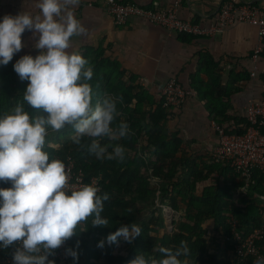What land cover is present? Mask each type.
<instances>
[{
	"label": "trees",
	"instance_id": "16d2710c",
	"mask_svg": "<svg viewBox=\"0 0 264 264\" xmlns=\"http://www.w3.org/2000/svg\"><path fill=\"white\" fill-rule=\"evenodd\" d=\"M77 52L89 61L88 66L93 70V77L88 81L93 89V103L105 96L116 99L117 115L113 127L124 121L129 129L127 136L118 141L107 137L100 140L102 145H122L125 149L123 160L96 159L87 149L73 144L70 137L74 130L71 127L50 132L46 138L44 150L50 158H59L63 162L71 159L74 169L81 170L83 181L95 178L100 193L107 192L110 196L102 212L109 225L89 226L69 239L67 247L76 249L78 258L73 260L71 257L68 264H97L98 260L102 264H129L137 255L159 259V247L174 249L180 246L181 241L187 243L189 255L180 259L187 260L188 264H254L258 258H264V232L256 240L255 254L237 256L228 223L229 218H234L235 229L241 236L257 226L264 228V217L255 206L259 195L264 192V170L252 168L246 189L239 192L238 188L244 181L232 166L226 161L212 160L209 152L205 155L187 154L176 133L166 131L163 126L166 112L160 101L142 108V102H147L145 91L141 87L132 90L133 87L124 84L123 72L118 70L115 60L101 56L96 48L90 46H81ZM198 56L199 66L206 62L213 87L212 91H206L196 86V66L191 88L203 100L208 112L217 114L221 106L208 101L212 97L227 96L229 91L221 89L216 65L209 55L203 53ZM16 61L12 59L7 65L0 64V117L18 102H23L22 94L28 81L21 80L14 71ZM261 78L264 82V75ZM262 98L264 100V92ZM131 99H134L132 106L122 105ZM25 110L35 115L27 105ZM239 122L237 129L228 123L217 124L224 132L239 133L249 123L245 116ZM259 130L264 132V127L259 126ZM49 139L60 145L59 150L48 147ZM83 142L88 141L85 139ZM211 161L214 163H207ZM205 180L209 183H203L200 190L194 192L199 182ZM10 186V183L0 180V188ZM162 205L179 212L178 218H172L167 231L160 230L165 227ZM146 210H149L148 217L143 218ZM209 218L215 233L206 237L201 222ZM132 223L140 227L141 235L127 243L121 253L113 251L114 244L98 247V242L115 232L121 224ZM8 248L10 246L0 247V251H9L6 250Z\"/></svg>",
	"mask_w": 264,
	"mask_h": 264
},
{
	"label": "clouds",
	"instance_id": "9594fccd",
	"mask_svg": "<svg viewBox=\"0 0 264 264\" xmlns=\"http://www.w3.org/2000/svg\"><path fill=\"white\" fill-rule=\"evenodd\" d=\"M79 3L37 0V14L19 12L0 19V64L7 65L22 49L21 37L26 30L37 37L33 47L38 49L35 57L23 55L13 64L19 78L28 83L23 102L0 117V180L11 185L0 188V247L16 245L13 264H54L49 255L78 232L89 226L109 225L102 216L109 194H101L91 183L70 184L71 173L64 162L50 158L44 150L50 132L71 127L73 144L87 149L96 159L123 160L125 155L120 144L100 143L105 137L118 141L128 134L127 122L113 127L117 100L105 96L93 103L88 83L93 70L84 56L70 50L72 38L85 32L72 11ZM25 105L36 114L26 111ZM48 147L59 150L60 145L48 143ZM139 235L137 224H121L106 241L111 245L123 238L131 243ZM104 243L99 241L98 247L103 248ZM157 251L159 259L137 255L129 264H188L180 259L189 255L185 241L177 248L161 246ZM65 254L78 258L74 248L65 249ZM254 264H264V258Z\"/></svg>",
	"mask_w": 264,
	"mask_h": 264
},
{
	"label": "crops",
	"instance_id": "0c3cea01",
	"mask_svg": "<svg viewBox=\"0 0 264 264\" xmlns=\"http://www.w3.org/2000/svg\"><path fill=\"white\" fill-rule=\"evenodd\" d=\"M120 1H133L144 7H162L177 1L176 14L180 18L207 24L215 16L222 0ZM232 1L253 2L264 11V0ZM36 2L0 0V19L5 15L15 16L19 12L35 15L39 11L35 7ZM72 11L85 32L72 38L70 50L77 51L81 46H90L96 48L101 56L115 60L118 70L123 72L124 84L133 87L132 90L141 87L145 91L147 102H142V108L159 102L161 87L170 76H175L181 84L191 88V77L196 66V86L210 91L213 80L208 76L206 62L201 66L197 64L198 54L209 55L216 65L219 84L223 87L221 89L229 91L227 96L212 97L208 101L221 106V110L217 114L208 112L203 100L191 88L192 94L173 109L170 117L163 122L168 132L176 133L180 145L189 155L208 154L217 140L214 123H228L237 129L246 104L263 99L264 82L261 75H264V55L261 54L257 60L255 75L249 76V53L256 42L255 28L251 24L235 23L210 36L189 35L138 16H130L123 23H114L104 8L103 0H80ZM36 38L26 30L21 37L24 46L12 59L18 60L23 55L35 57L38 54V49L33 47ZM133 102L134 99H131L122 105L132 106ZM204 182L209 183L208 180Z\"/></svg>",
	"mask_w": 264,
	"mask_h": 264
},
{
	"label": "built area",
	"instance_id": "2783aa9c",
	"mask_svg": "<svg viewBox=\"0 0 264 264\" xmlns=\"http://www.w3.org/2000/svg\"><path fill=\"white\" fill-rule=\"evenodd\" d=\"M104 8L108 12L114 23H123L130 16L142 17L150 22L163 26L169 30L189 35L210 36L221 32L228 26L235 23H248L254 26L256 42L250 53L249 76H254L257 72V60L264 55V11L253 2L243 1L235 2L232 0H222L215 12V16L207 24L190 21L180 18L176 14V3L167 6L144 7L136 2H123L120 0H103ZM192 94L189 86L181 84L175 76H170L163 83L160 90V104L169 111L176 109L182 102ZM170 113L166 114L168 117ZM244 116L249 122L244 130L239 133L224 132L223 129L214 123L217 130V140L210 149V156L215 161H226L232 166L243 179V185L239 186L242 192L246 189L250 181V170L259 168L264 170V132L259 130L264 127V100L248 102L244 108ZM67 169L70 170V184L84 183L94 184L95 178L91 177L88 182L83 181V174L80 169H74L72 160L64 162ZM163 207L169 206L162 205ZM231 237L233 239V250L237 256L246 254H255L257 248L256 240L264 232L262 226L253 228L246 235L241 236L235 229L236 220L229 218ZM68 240L60 248L56 249L53 255L48 259L54 261V264H68L71 256L65 254ZM16 245L6 249L9 251H0V264H13L12 253Z\"/></svg>",
	"mask_w": 264,
	"mask_h": 264
},
{
	"label": "rangeland",
	"instance_id": "374dc122",
	"mask_svg": "<svg viewBox=\"0 0 264 264\" xmlns=\"http://www.w3.org/2000/svg\"><path fill=\"white\" fill-rule=\"evenodd\" d=\"M67 135H69V134L67 133ZM48 142H51L52 144H55V141H53L51 139H49ZM207 163H214V162L211 161V162H207ZM203 183H205V182L204 181L203 182H199V184L196 186L194 192H198L200 190V188H201ZM259 196L260 197H258V200L255 203V206H256L257 211H259L260 214L264 217V192L261 195H259ZM148 214H149V210L144 211L143 212V218H147ZM178 214H179L178 211H174L171 208L167 209V207H163L162 208V216H163V222L165 223V227H161L160 230L161 231H163V230L167 231L168 228L171 227L170 221L172 220V218H175V219L178 218ZM212 224L213 223H212V220L210 218L206 219V220H203L201 222L202 227H204L205 230H206V233H205L206 237H209L211 234L215 233V231L213 230V227H212L213 225ZM98 238H99V236H98ZM100 239H102L101 236H100ZM104 241H105L104 246H107L108 243H107L106 239H104ZM127 243L128 242L124 241L123 238H118L117 243L114 244L113 251L121 253L126 248V244ZM97 264H102V261L98 260Z\"/></svg>",
	"mask_w": 264,
	"mask_h": 264
}]
</instances>
